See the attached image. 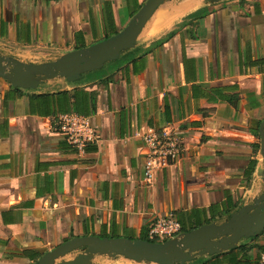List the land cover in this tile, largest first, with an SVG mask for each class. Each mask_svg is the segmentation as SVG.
<instances>
[{"label":"crops","instance_id":"1","mask_svg":"<svg viewBox=\"0 0 264 264\" xmlns=\"http://www.w3.org/2000/svg\"><path fill=\"white\" fill-rule=\"evenodd\" d=\"M145 1L0 0V41L62 56L115 35ZM118 61L37 89L0 77V264H35L76 236L141 238L157 215L188 231L220 224L263 191L264 0H167ZM72 112L99 135L83 152L57 130ZM169 126L185 151L148 183L141 134ZM257 243L264 233L234 249ZM231 250L186 264H250L259 254L236 251L235 263ZM104 257L94 263L123 264Z\"/></svg>","mask_w":264,"mask_h":264},{"label":"water","instance_id":"2","mask_svg":"<svg viewBox=\"0 0 264 264\" xmlns=\"http://www.w3.org/2000/svg\"><path fill=\"white\" fill-rule=\"evenodd\" d=\"M167 0H146L138 12L117 34L91 46L69 51L58 59L33 63L0 52V77L15 88L37 89L46 80L57 77L78 82L85 74L100 70L119 60L133 49L139 36L157 9ZM225 0H209L216 4ZM262 167L257 175L263 180V191L251 198L230 218L220 224L210 223L182 232L166 241L142 238L76 236L45 253L35 264H95L96 256L124 257L136 264H186L198 256L216 255L234 249L242 239L264 232V120L260 124ZM75 251L72 259H64Z\"/></svg>","mask_w":264,"mask_h":264},{"label":"built area","instance_id":"3","mask_svg":"<svg viewBox=\"0 0 264 264\" xmlns=\"http://www.w3.org/2000/svg\"><path fill=\"white\" fill-rule=\"evenodd\" d=\"M57 130L79 151L99 140L95 127L88 116L64 113L57 117ZM146 149L144 180L153 182L157 172L176 164L183 156V137L171 126L161 130L149 128L141 134ZM182 233L181 223L174 215H157L149 225V236L162 242ZM264 233V232H263ZM264 264V257L261 260Z\"/></svg>","mask_w":264,"mask_h":264},{"label":"rangeland","instance_id":"4","mask_svg":"<svg viewBox=\"0 0 264 264\" xmlns=\"http://www.w3.org/2000/svg\"><path fill=\"white\" fill-rule=\"evenodd\" d=\"M0 52L5 56H15L23 60L24 62H33V63L49 62L56 60L60 57L56 50L44 45H33L27 47L21 45H14L6 41H0ZM118 62H119L118 60L109 62L105 65L104 68L85 74L84 78L81 81L86 80L88 77L93 76L95 74H102L103 72H105V70H107V68H109L114 64H117ZM79 252L81 251L72 252L64 259H72ZM104 258H110V257L106 256ZM119 258L123 262V264H136L128 259H125L124 257H119Z\"/></svg>","mask_w":264,"mask_h":264},{"label":"trees","instance_id":"5","mask_svg":"<svg viewBox=\"0 0 264 264\" xmlns=\"http://www.w3.org/2000/svg\"><path fill=\"white\" fill-rule=\"evenodd\" d=\"M209 12V9H200V10H198L196 13H194V14H192L191 16L192 17H196V18H201V17H203V16H205L207 13ZM118 33V32H117ZM117 33H115V34H117ZM173 34V31L172 32H170L165 38H163L164 40H166V39H168V37L169 36H171ZM108 37H111V35L110 36H108ZM108 37H106V38H108ZM259 147V146H258ZM256 165H257V161H255L254 162V168L253 169H255V167H256ZM189 229H187L186 227H184V226H182V232H187ZM142 239H146V240H150V241H158L157 239H152V238H150V236H149V232L148 233H146V234H143V236L141 237ZM166 241V240H165ZM253 248H258L259 249V254H258V257H257V260H255L254 262H250V264H262V262H261V260H262V253H264V246H261L260 244H255V245H246V244H243V245H241V246H239V248H237L236 250L234 249V250H231V251H229V253H230V257H231V261L232 262H235V263H239V260H238V255L236 254V251L237 252H240V253H242V255H243V257H247V255H248V252L251 250V249H253ZM39 260V259H38ZM38 260H36L35 261V263L38 261Z\"/></svg>","mask_w":264,"mask_h":264}]
</instances>
